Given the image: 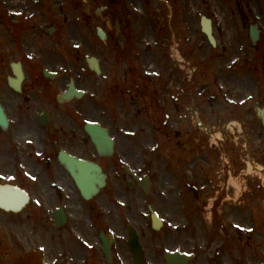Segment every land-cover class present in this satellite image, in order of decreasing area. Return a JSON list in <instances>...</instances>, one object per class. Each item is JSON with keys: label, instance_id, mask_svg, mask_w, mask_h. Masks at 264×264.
I'll return each instance as SVG.
<instances>
[{"label": "flooded vegetation", "instance_id": "af4514ba", "mask_svg": "<svg viewBox=\"0 0 264 264\" xmlns=\"http://www.w3.org/2000/svg\"><path fill=\"white\" fill-rule=\"evenodd\" d=\"M262 3L241 18L261 34L236 53L235 98L206 112L189 105L181 54H156L144 68V54L125 52L123 0H0V101L10 125L0 145L11 150L0 174L40 188L18 213L27 222H12L9 233L26 242H15L10 264H264ZM173 70L174 87L161 77ZM72 84L83 97L60 101ZM137 116L141 124L130 125ZM88 123L107 133L93 137ZM143 129L149 138L134 143ZM62 153L96 172L69 170ZM91 176L99 191L83 193ZM196 209L218 226H194Z\"/></svg>", "mask_w": 264, "mask_h": 264}, {"label": "rangeland", "instance_id": "374dc122", "mask_svg": "<svg viewBox=\"0 0 264 264\" xmlns=\"http://www.w3.org/2000/svg\"><path fill=\"white\" fill-rule=\"evenodd\" d=\"M250 2H253L256 7V0H125V40L129 39L131 43L132 56L144 54V68L150 60L157 62L162 57V61H165V56L180 57L181 54L183 58L180 57V59L187 62L188 67L180 73L184 75L186 72L189 86L193 89L192 98L189 91V105L194 101V107L197 110L211 111L217 108V106L212 108V104L218 99L228 97L233 100L235 98L234 88L238 84L234 79L236 70L233 69V63L236 53L238 50H249L251 45L248 38L249 27L243 28L240 22L244 14L248 15L251 12ZM203 16L212 19L217 40L215 48L202 33ZM109 26L111 34H114V26L111 24ZM136 62L139 63V59H136ZM141 68L143 70L142 65ZM126 70L125 66V72ZM174 71H169L167 78L162 73V82L174 87L173 79L176 72ZM151 72L157 74V71L152 69ZM180 73L176 72L178 76ZM127 81L125 77V83ZM130 119V125L135 127L142 122L138 116L130 117ZM145 132L148 130L139 131L135 135L138 140L134 143H138L139 139L145 136L149 138V132ZM14 144L17 145L15 142ZM161 146H169V144L165 143ZM20 151L25 155L32 154L23 146L20 147ZM10 152V149L0 145V168L5 167L6 173L11 163ZM168 156L169 153L164 151L161 160L164 161V158ZM0 176L2 181L8 178L2 174ZM28 189L31 194H40L38 187L29 186ZM198 203L195 204L198 206ZM196 212L194 226H218L217 218H211L209 214L200 217L198 209ZM246 218L248 222V217ZM12 222L18 225L26 223L25 214L6 213L0 210V264H10L15 254L13 249L15 242H26L17 238L18 241L15 240L14 235L9 233L11 228L15 227ZM2 227L4 230H1ZM257 242L264 248L263 240L257 237Z\"/></svg>", "mask_w": 264, "mask_h": 264}, {"label": "bare ground", "instance_id": "6f19581e", "mask_svg": "<svg viewBox=\"0 0 264 264\" xmlns=\"http://www.w3.org/2000/svg\"><path fill=\"white\" fill-rule=\"evenodd\" d=\"M28 188L26 187L27 191L29 190ZM27 191L7 181L0 183V207H3L7 211L17 213L16 210L20 208L21 201L25 197H28Z\"/></svg>", "mask_w": 264, "mask_h": 264}, {"label": "water", "instance_id": "95a60500", "mask_svg": "<svg viewBox=\"0 0 264 264\" xmlns=\"http://www.w3.org/2000/svg\"><path fill=\"white\" fill-rule=\"evenodd\" d=\"M203 31L208 35L209 39L211 40L212 44L215 45V39L213 37V30H212V24L210 20L204 19L203 21ZM0 125H2L4 128L7 126V120L5 115L3 114V110L0 107Z\"/></svg>", "mask_w": 264, "mask_h": 264}]
</instances>
